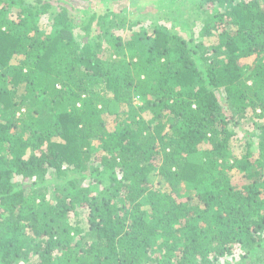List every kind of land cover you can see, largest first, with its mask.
I'll return each instance as SVG.
<instances>
[{
  "label": "trees",
  "instance_id": "16d2710c",
  "mask_svg": "<svg viewBox=\"0 0 264 264\" xmlns=\"http://www.w3.org/2000/svg\"><path fill=\"white\" fill-rule=\"evenodd\" d=\"M192 4L0 0V264H264V0Z\"/></svg>",
  "mask_w": 264,
  "mask_h": 264
},
{
  "label": "rangeland",
  "instance_id": "374dc122",
  "mask_svg": "<svg viewBox=\"0 0 264 264\" xmlns=\"http://www.w3.org/2000/svg\"><path fill=\"white\" fill-rule=\"evenodd\" d=\"M52 1L54 4L59 2L68 3V5L76 6L79 8L90 7L97 11L103 12L105 10H114L116 12H121L130 18L137 16H144V19L147 20V26L150 24L160 23V24H169L171 25L174 16L180 19V22L190 21V24L196 32L200 31L202 28V20L196 13L192 11V3L196 0H47ZM176 1V3H174ZM88 8V9H90ZM90 9V10H91ZM189 23V22H188ZM183 26L179 25L181 34L188 36L190 29L181 28ZM215 45L217 44V39H214ZM251 62V61H249ZM135 104L141 106L143 102L140 98L135 99ZM249 118H252V114L248 115ZM247 123V122H245ZM248 123H251L248 120ZM263 121L261 122V124ZM248 127V125H247ZM249 129V127H248ZM248 131V130H246ZM73 177V176H72ZM74 178V177H73ZM53 180V179H52ZM68 180V179H67ZM59 182L60 181L57 180ZM153 181L157 183L156 176L153 177ZM80 186L89 187V182L83 181L79 183ZM94 190H102V188L94 186ZM51 193V198H52ZM53 199V198H52ZM239 261V260H238ZM240 263V261L238 262Z\"/></svg>",
  "mask_w": 264,
  "mask_h": 264
}]
</instances>
